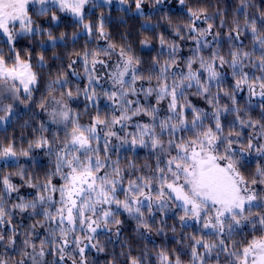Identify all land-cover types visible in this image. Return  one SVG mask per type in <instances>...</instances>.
<instances>
[{"label":"snow or ice","instance_id":"obj_1","mask_svg":"<svg viewBox=\"0 0 264 264\" xmlns=\"http://www.w3.org/2000/svg\"><path fill=\"white\" fill-rule=\"evenodd\" d=\"M106 2L110 3L111 0ZM123 2L124 0H121V3ZM184 2L185 0H180L181 4ZM89 3L90 0H0V36L6 38V44L9 46L8 55L0 50V97L10 93L15 100H20L19 93L23 91L28 99L34 90L33 86L38 82V74L33 70L30 59L21 58L15 48L18 37L39 32L38 28L33 27L34 21L29 15L30 5H40L39 15L50 11L47 7L49 4L58 6L60 11L70 12L90 34L92 26L84 24V9ZM141 3L142 0H136L137 10H140ZM157 3H160V0H157ZM241 3L242 7L245 6L243 0ZM191 15L199 19L200 13L191 11ZM57 19L53 14L52 20ZM207 19L205 16V21ZM261 20H264V16ZM211 28L212 25L209 24L207 29L201 31L195 26V20L189 25V32L195 33L192 37L196 43L195 53H199L203 47L211 46L206 39L207 35L212 34ZM99 29L103 36L102 22ZM248 30L251 31L254 41L250 52L243 50L242 43H235L239 41L240 34ZM234 31L237 35L233 36L230 32L228 36L234 49L230 51L229 58L222 56L219 51L212 52L207 59L199 56V68L194 69L193 65L197 59L194 53L187 61L186 74L171 71L170 66L177 64V46L171 45L170 60L159 67L154 77L157 81L155 87H149L146 91L143 86L140 89L135 87L136 81L144 79L138 72L139 59L121 49L122 60L110 74L114 90L104 93L108 100L112 101L110 117L102 116L97 110L90 124L81 125L78 118L70 115L71 109L63 99L55 100L56 104L62 105V109L53 110V122H57L56 117H59V122H63L66 129L61 145L55 149V171L46 178L47 182L43 185H33L29 182V187L37 188L35 200L25 202L24 198L20 197L22 202L12 205L13 210L25 212L31 209L33 213L40 207V214L48 223L52 239L41 240L39 250L28 238L23 241V255L31 260V264H43L45 247L51 245H55L54 251L61 264L71 246L79 251L81 264H84V252L88 245L83 244V241L91 242L96 238L98 230H107L109 225L121 223L116 218L119 213L113 209V205L116 209L122 208L130 216L137 218L139 226L146 229L150 226L144 219L145 210L149 215H153L155 212L170 211L173 206L180 209L183 213L179 217L181 227L192 220L203 230L199 238L195 235L191 237L192 264H209L213 255L216 256V264H219V256L222 254L227 255L226 264H264V196L259 195L250 186L258 182L264 184V168L257 166L256 175L261 177L259 181L253 178L249 182L241 173L237 157L242 159L245 150L238 151L233 147L234 144H241L240 140L230 138L233 133L224 135L218 97L209 100L216 109L211 114L197 109L185 99L186 90L192 87H196L197 95L210 94L213 82L219 84L222 79V73L218 69L227 64L233 70V76L237 77L234 92L246 88L250 95L259 96L261 101H264V32L258 30L257 21L249 20L246 14L244 28L241 29L237 24ZM177 35L180 33L177 32ZM48 36L54 42L50 32ZM213 38L215 40V35ZM164 43L161 38V45ZM99 55V52L86 51L82 56L88 77V88L84 89V95L86 99L93 101L94 106L97 96L94 85L99 83L93 75L95 66L99 64L107 67L104 60L97 58ZM104 55L110 56L111 53L105 50ZM90 57L91 68L88 67ZM40 63L42 67L43 56L40 57ZM75 63L76 61H72V64ZM72 64L69 65L70 68ZM248 66L255 68L261 75L245 72L243 69ZM204 73L207 74L206 80L203 78ZM152 79V76L148 77L149 82ZM55 83L64 87L67 81L58 78ZM49 87L51 89V85ZM79 91L80 89H77V94ZM140 92H143L145 97L155 93L157 104L168 99L171 115L157 123L158 108L146 109L140 105L138 99L129 98L137 96ZM61 95L71 98L73 92L68 90ZM229 98L235 104V95L232 94ZM180 101H184L183 104ZM20 102L24 103L23 100ZM133 104L136 107H132ZM43 106L41 104V107ZM260 106L264 111V103ZM187 109H191V120L188 119ZM0 111L4 113L0 115V122H6L13 114V105L0 101ZM223 111H228L227 107ZM141 113L150 116L152 123H135L133 126L137 133L123 137L115 130L117 126L121 131L124 130L128 122ZM209 115L212 124L205 123ZM237 120L242 127L255 128L259 124V131L264 136V124L259 121H245L238 114ZM180 133L190 135L183 136ZM165 135L167 140L164 139ZM235 135L239 136V133ZM110 138L120 141V145L116 147L130 144L133 148L137 145L151 148L157 157L153 174L129 179L127 187H124V175L119 161H111L107 155L111 148ZM253 139L255 137L249 138L246 151H254L264 156V144L256 145ZM101 142L105 153L103 157L100 155ZM32 146L29 145L30 148ZM35 147H48L49 155L52 154L50 142L44 137L35 142ZM20 154L27 156L28 152L23 151ZM16 155L17 152L11 144L0 148V158H12ZM56 175H59L62 181L59 186L52 183V177ZM0 183L3 185V194L0 195V246L7 240L9 246L15 247L14 237L18 233L13 230L11 235L6 236L3 232L4 225H11L12 217V211L6 207L5 196L10 197L11 193L19 189L11 183L8 176L3 177ZM56 193L59 194L58 200L54 199ZM57 204L59 206H56ZM245 225H250L253 229L251 239L237 245L232 238ZM40 226L45 227L44 224ZM78 231L84 235L77 236ZM29 246L32 248L31 253L27 251ZM92 247L96 245L93 244ZM159 259L161 264H182L179 256L171 260L163 252L160 253ZM0 264H7V261L0 260ZM18 264H26V260L21 259ZM73 264H76L75 258ZM131 264H139V261L134 259Z\"/></svg>","mask_w":264,"mask_h":264},{"label":"trees","instance_id":"obj_2","mask_svg":"<svg viewBox=\"0 0 264 264\" xmlns=\"http://www.w3.org/2000/svg\"><path fill=\"white\" fill-rule=\"evenodd\" d=\"M146 1L149 4L156 2V0ZM243 4L245 6L242 7L241 0H185L183 8H158L154 12H145L138 16L129 14L124 9L108 8L102 5L85 14L84 24H90L92 32L89 35L82 34L75 38L73 36L83 29V24L72 20L70 17H62L56 9L48 11L45 15L38 16L33 14L34 23L38 25L40 32L38 34L33 33L30 36L19 37L15 43V48L20 53L21 58L30 59L33 70L38 74V82L34 86L32 99L30 98V108L24 112H17L19 116L13 122H10L4 128H0V148L11 144L17 152V162L0 163V180L8 176L11 183L19 189V191L11 193L10 197L5 196L6 207L12 211V217L11 225L6 224L3 226V232L6 236L11 235L13 230L18 233L14 237L16 246H9L7 240H5L3 246H0V260L7 261V264H18L21 259H25L26 264H31V260L23 255L25 250L23 241L25 238L34 242L37 250H39L40 241L46 240L48 236L51 237L48 223L40 214L42 212L40 207L36 209L35 213L31 209L25 212L12 209V205L22 202L20 197H23L25 202L36 199L37 188L29 187V182L33 185H43L47 182L46 178L55 171V149L61 145L64 139L65 126L60 127L56 123L47 125L39 113L44 107H41V104H50L51 106L54 98L63 99L67 107L71 109L70 115H76L73 117L78 118L79 123L84 125L92 122L97 110L102 116H111L112 109L108 108L110 103L106 105L99 102L94 106L93 103H90L85 98L83 92L87 88V79L82 70L83 53L86 51L99 52L100 55L97 58L104 60L107 65V67L99 64L95 66L94 73L100 76L99 83L94 85L97 95H103L107 90H114L110 86L109 76L110 73L114 72L115 66L122 60L120 56L121 49L139 59L138 72L143 77L152 76L153 79L148 84L156 85L157 81L154 77L159 67L170 60L167 50L169 44L178 46L175 55L177 64L170 66L172 72L177 74L184 72L187 58H191L194 55L196 43L192 37L195 33L189 32V25L193 20H195V26L201 31L207 29L209 24L212 25L210 30L212 34L206 36L211 46L203 47L199 53H195L197 58L203 56L207 59L212 52L216 51H219L222 56L229 58L230 51L234 50L228 40L229 33L231 32L233 36L237 35L234 31L237 24L241 29L244 28L245 14L249 20L255 19L258 30L264 32V20H261V17L264 16V0H243ZM190 10L200 13L199 19L193 17ZM52 13L60 16L56 24L53 23ZM205 16L208 18L207 21H205ZM144 21H148L151 24L150 27H145L143 25ZM101 22L103 23L104 34L98 37ZM49 32L52 34L54 42L49 39ZM177 32L180 35H177ZM214 35L215 40L213 38ZM161 38L165 41L163 45H161ZM59 39H61V42L58 41ZM235 43H242L244 51H252L254 41L251 31H244L240 34L239 41ZM0 50H3L6 55L9 54V48L3 41L0 42ZM105 50L111 55H104ZM41 56H43L42 67L40 63ZM72 61H76V63L72 64ZM155 61H159V63H155ZM89 63H91V57L89 58ZM70 64H72L71 68L69 67ZM223 70L226 71V75L222 76L219 84L214 82L215 85L209 96L212 97L213 92L218 93L215 95V97H218V102L220 104L228 103L231 107L233 101L229 96L234 94L235 104L237 103L246 108L249 107L248 114L245 116L247 120L245 121L250 119L264 124V111L261 110L260 106L264 101H256L255 105H250L249 101L246 103L245 99H250L253 95H250L246 88L240 93L234 92L233 84L237 77L233 76V70L227 64L222 67ZM243 70L256 76L261 75L260 72L250 66L244 67ZM58 78L61 81L66 79L67 83L64 87H61L59 83H55ZM77 89H80L78 94ZM68 90L75 94L71 98L62 97L61 94L66 93ZM187 94L188 96L191 95L188 91ZM180 103L183 104L182 101ZM208 103L202 101L197 108L207 114L215 112L216 109L210 108ZM166 106L163 103L154 106L159 109L157 123L171 115ZM187 116L190 120L192 114L188 112ZM239 116L242 117L241 115ZM220 119L224 127V135L228 136L231 132L233 133L230 137L231 139L241 141V144L233 145L238 151L247 149L249 138L259 136V124L255 128L242 127L240 122L234 123L232 119H229V114L228 119L222 118L221 115ZM210 120L211 115H209L205 123L209 124ZM50 123H53V121ZM135 123H152V120L150 116L144 114L134 116L125 128L129 129V134L137 133V129L133 126ZM125 129L120 130L119 134L122 137ZM235 133H239V136L235 135ZM180 135L188 136L190 134L180 133ZM41 137L49 140L51 155H49L48 147H35V142ZM167 138V135H165L164 139L167 140ZM30 144L33 145L31 148L29 147ZM23 151H27L28 155H21L20 153ZM100 155L103 157L105 153L101 151ZM107 155L113 161H119V167L123 170L124 184L128 183L129 179H135L140 175H152L157 163L156 153L151 148H143L138 145L133 148L129 144V147L123 148L121 153H118V149L115 148L109 151ZM237 159L239 160L241 173L248 180L249 176H255L254 172L257 166L261 167L260 160L257 159V156L253 157L252 152L250 154L246 153L242 159L238 156ZM130 165H134V167H130ZM52 183L57 186L62 183L59 175L52 177ZM2 194L3 185L0 183V195ZM54 199H59L58 193L54 195ZM56 206L59 205L57 204ZM170 211L171 213L162 215L163 219L158 222L151 221V216L145 210V215L148 216L144 219L148 220L150 226L149 229H146L140 226L135 228L134 217L121 210L119 212L121 223L117 227L115 225L108 228L110 231L107 235H112V239L108 238L109 241L99 245V242H102L107 236L98 234L96 235L98 243H95V239L91 242L88 240L83 241V244L88 245L84 252V264H109V260L114 262L113 264H130L127 259H120L118 256L119 252L116 249H120V253L129 251L130 260L132 256L134 259L136 258L138 254L137 246H143L147 249L144 250V254L150 256L145 257V260L149 262L147 264L159 263L154 258V253H156L154 250L159 248H162L171 260H175L176 256H179L182 264H187L191 261V245L193 243L191 237L193 235L198 237V234L193 226L181 227L179 217L183 213L180 209L173 206ZM159 216H161V213H156V217ZM164 221L166 223L163 224ZM41 224H44L45 227H41ZM157 224L165 231L164 233L159 231L162 235L154 231V227ZM137 229H140L139 232L149 230V233L147 234L146 231L143 236L139 237L135 233ZM241 230L243 236L241 243L251 239L253 230L247 227ZM117 232L119 233L118 235ZM110 240L114 241L110 242ZM93 244L96 247H92ZM54 246L45 247L46 255L43 258V264H54V262L55 264H61L59 257L51 249ZM102 248H106V253L98 250ZM27 251L31 253L32 248L29 246ZM113 256L117 259H114ZM73 258H75L76 264H81L79 251L74 246H71L65 253L63 264H73Z\"/></svg>","mask_w":264,"mask_h":264},{"label":"rangeland","instance_id":"obj_3","mask_svg":"<svg viewBox=\"0 0 264 264\" xmlns=\"http://www.w3.org/2000/svg\"><path fill=\"white\" fill-rule=\"evenodd\" d=\"M102 5L105 6V7H108V8L115 7V8H119V9H124L129 14H133V15H137V16L138 15H141V14H143L145 12H154L158 8H169V9H180V8H183V4L180 3V0H160V3H157V0H156V2L154 4H152V3L149 4L146 0H142L140 10H137L136 9V0H133V1L124 0L123 3H121V0H111L110 3L106 2V0H90V3L85 6L84 16H85V14H88L89 12L95 10L98 6H102ZM47 7L50 10L56 9L58 12H60V14H61L62 17H70L72 20L80 23L70 12H67V11H63L62 12V11H60L59 8H58V6L49 4V5H47ZM39 8H40V5H38V4L37 5H34V6L30 5L29 15L32 17L33 21L35 19L34 18V15H38L39 16V12H38ZM53 14H55V13H52V15ZM56 16L58 17V19L55 20V21H53L54 24H56L59 21V18H60V16H58V15H56ZM143 25L145 27H150L151 24L148 21H144L143 22ZM33 27L34 28H38L39 29V32H40V28L38 27L37 24L34 23L33 24ZM34 33H36V32H34ZM82 34L89 35V33L84 30V27H83V29L78 34L74 35L73 38L78 37V36H80ZM98 37H101L100 29H99V32H98ZM18 39H19V37L17 38V40ZM1 41H3V42L6 43V38L0 36V42ZM58 41L61 42V39H59ZM171 45L172 44H169L168 45V48H167L169 54L171 52V47H170ZM6 46L9 48V46L7 44H6ZM177 49H178V46H177ZM188 59L189 58H187L186 63H185V69H184V73L185 74L187 73L186 64H187ZM88 67L89 68L92 67L91 63H88ZM115 67H117V65ZM193 68L194 69H198L199 68V58L196 59V63L193 65ZM82 70H83V73H84V75H85V77L87 79V88H88V77L85 74L84 62H83ZM113 70L115 71L116 68H114ZM218 71H220L222 73V76L226 75V71L225 70L222 71V68L218 69ZM93 75L99 80V78H100L99 75H97L96 73H94ZM109 78H110V76H109ZM203 78L206 80V78H207V74L206 73H204V77ZM235 82L233 84V89L235 88ZM110 83H111L110 86L114 88L111 78H110ZM148 83H149L148 77H144L143 80L136 81L135 87L137 89H140V87L143 86V88H144L145 91L149 87H155V85H149ZM169 83H171V79H169ZM214 85L215 84L213 82V84L211 86V90L213 89ZM115 87L118 88V86H115ZM211 90H210V93H211ZM107 91H109V90H107ZM187 91L191 93L190 96H188ZM196 92H197L196 87L189 88L185 92V99L187 101H189L196 108L198 107V105L202 101L209 102V99L211 100L212 97H215V95L218 94V93L213 92L212 93L213 96L210 97L209 94L207 96L197 95ZM235 92L236 93H240L241 91H235ZM73 94H75V93L73 92ZM19 95H20V100H15L10 93L5 94L4 97H0V101H2L3 104H12L13 105V114H12V116L6 122H0V128H4L10 122H13L19 116V113H17V112H24V111H26V110H28L30 108V106H31L30 105V98L32 99V95L28 99L25 98V94L23 93V91H21L19 93ZM89 95H91V91L89 92ZM129 98L132 99V100H137L138 99L139 102H140V105L143 106L146 109L147 108L154 107L155 105H157L155 93H153V95H151V96L145 97L144 94H143V92H140L137 96H130ZM21 100H23L24 103H21L20 102ZM55 100H60V99L54 98L52 100V102H51V106H50V104L49 105L48 104H45L44 107L39 111V113H40V115L42 116V118L44 119V121H45V123L47 125H51V124L56 123V124L60 125V127H64V123L63 122H59V117H56L57 122L50 123V122L53 121V116L51 115V113L53 112V110H61L62 109V105L56 104L55 103ZM88 100H89L90 103H93L92 100H90V99H88ZM95 100H96V104H98L99 102H102L103 104H106V105L108 103H110V105L108 106V108L112 109V101L108 100V98L104 94L103 95H97L95 97ZM245 100H246V103H248V101H249L250 102V105H255L256 104V101L263 102V101H261V99H260L259 96H252L250 99L247 98ZM168 102H169V100L168 99H165V100L161 101L160 103H163L165 106L167 105L166 107H168ZM183 102L184 101H182V103ZM218 104H219V107L221 108V114L220 115H221L222 118H224V119L227 118L228 119V114H229V119H232V121L234 123H238L239 122L237 120V114H238V115H241L242 116L241 118L243 120H247L245 116L248 114L247 111H249V107L246 108V107H243L242 105H239L237 103L236 104H231V107L229 106L228 103L227 104H220L218 102ZM208 106L210 108H215V107H213V104L212 103H208ZM132 107H136V105H134ZM225 107H227L228 111H223V109ZM188 112H189V114H192L191 109H187V115H188ZM211 113H213V112H211ZM141 114H143V113H141ZM0 115H4V113L2 111H0ZM73 116H76V115H73ZM210 123H212V120H210L209 124ZM81 125H84V124H81ZM128 125H129V122H128ZM115 130L120 133L119 126H117V128ZM128 134H129V129H125L123 136L128 135ZM110 140H111V148H110V151L112 149H115L116 148V149H118V153H121L123 151V148L129 147V144H124L122 146L116 147L117 145H120V141H117L115 138H110ZM253 143L256 144V145L264 144V136H262L261 133L259 132V136H256V138L253 141ZM100 147H101V151H103V144H102V142H101ZM246 153L250 154L245 149L244 155ZM252 156L253 157L254 156H257V159L260 160L261 168H264V156H260L256 152H254V151L252 152ZM16 158H17V156L12 157V158H0V163H2V162H8V161H10V162H17V159ZM111 161H113V160L111 159ZM254 173H255V176H249V182H251V180L253 178L257 179L258 181L261 179V177H259V176L256 175L257 169L255 170ZM246 179H248V178H246ZM123 186L124 187H127V183L124 184ZM250 186L253 187L257 191V193L259 195L264 196V184H261V183L258 182L255 185H251L250 184ZM120 198L123 199V196H121ZM33 200H35V199H33ZM113 209L116 210L118 213L122 210L124 213L128 214L122 208L121 209H116L115 208V205H113ZM156 213H161V212H155L153 215H150L151 216L150 219H151V221H158V222H160L163 219L162 218V215H164L166 213H171V211H165V212L161 213V216H159V217H156ZM148 215H145L144 218L147 217ZM119 216L120 215L118 214V216L116 218L119 219ZM146 221L148 222V220H146ZM133 222L135 224V228H138V226H139L138 219L137 218H134L133 219ZM164 223H166V221H164L163 224ZM110 226L113 227L115 225H109V227ZM185 226H193L195 232L198 234V237L197 238H199L200 235L203 232V230L201 229L200 225L199 224H196L192 220H189L188 221V224L185 225ZM115 227H117V225ZM245 227H247L250 230H253L250 225H245ZM109 231H110L109 229H107V230H105V229L98 230L97 235L98 234H102L103 236H107V237H105V239L102 242H99V245L102 244V243H105L106 241H109L108 238H111V239L113 238L112 235H107ZM139 231H140V229H137L136 232H135L136 234H138L139 237L143 236V233H145L146 231H147V234L149 233V230H145V232H139ZM154 231L157 234H159V235H162V234H160V232L161 233H164L165 232L164 229L163 228H160V225H158V224L155 225ZM241 231H242L241 229L238 230L237 233H235L234 236H233V238H232L233 241H235L237 245L241 244V240H242V237H243ZM76 235L82 237L84 235V233L78 231L76 233ZM57 237H59V233L57 234L56 238ZM50 239H52V238L49 237V236L46 238V240H50ZM70 239H71V237H70ZM96 239H97V237L95 238V243H98L96 241ZM122 240H124V238H122ZM113 241L114 240H110V242H113ZM51 249L54 251L55 246L54 247H51ZM137 249H138V254H137L135 260H138L139 261V264H147V263H149L147 260H145V257L147 258V257H150V256L144 254V250H147V249L144 248L143 246H137ZM116 251L119 252L118 256L120 257V259H127L128 260V263L130 261V264H131V261L134 260L133 256L129 260V251H127L126 253H124V252L120 253V249H116ZM154 251L156 252V253H154L155 261H159L158 264H161V261L159 259V256H160V253L161 252L165 253V251L162 248H159L158 250H154ZM200 251L202 252L203 249H200ZM104 252L106 253V248H102V253H104ZM113 258L114 259H117L114 256H113ZM226 261H227V255L226 254H222V255L219 256V264H226ZM105 262H107V261H105ZM108 263L109 264H113L114 262H110V260H109ZM187 264H192V257H191V261L188 262ZM209 264H216V256L215 255H213V257L209 261Z\"/></svg>","mask_w":264,"mask_h":264}]
</instances>
